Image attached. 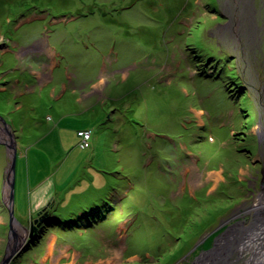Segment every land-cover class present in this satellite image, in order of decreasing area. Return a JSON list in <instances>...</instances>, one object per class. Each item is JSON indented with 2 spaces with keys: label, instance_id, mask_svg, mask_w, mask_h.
<instances>
[{
  "label": "rangeland",
  "instance_id": "rangeland-1",
  "mask_svg": "<svg viewBox=\"0 0 264 264\" xmlns=\"http://www.w3.org/2000/svg\"><path fill=\"white\" fill-rule=\"evenodd\" d=\"M0 136L18 146L9 264H46L53 230L28 235L50 185L65 218L114 199L56 229L71 264H194L264 191V0H0ZM9 162L0 143V259Z\"/></svg>",
  "mask_w": 264,
  "mask_h": 264
},
{
  "label": "bare ground",
  "instance_id": "bare-ground-1",
  "mask_svg": "<svg viewBox=\"0 0 264 264\" xmlns=\"http://www.w3.org/2000/svg\"><path fill=\"white\" fill-rule=\"evenodd\" d=\"M251 209L254 211L251 223L235 224L237 227L215 244L212 254H202L197 264H206L207 260V264H264V191Z\"/></svg>",
  "mask_w": 264,
  "mask_h": 264
},
{
  "label": "water",
  "instance_id": "water-1",
  "mask_svg": "<svg viewBox=\"0 0 264 264\" xmlns=\"http://www.w3.org/2000/svg\"><path fill=\"white\" fill-rule=\"evenodd\" d=\"M0 143L6 145L8 147V153H9V157H10V162L8 164V171H7V182L9 185V195H8V203L6 204V209L8 211V220H9V232H10V236L9 238L13 237L15 239V244L13 246L10 245V243L7 245V247L4 250L3 256L0 259V264H9L10 260L12 259V257L15 255V252L19 249L21 242H19V240L16 237V232L14 231V222L19 223L20 221H17V219L15 218V212H14V186H15V173H16V161H17V149L18 146L16 145L15 140L13 139L12 142H8L6 140H2L1 136H0ZM49 207H51V203H47L45 206H43L41 208V210L38 212L37 217L32 218L31 219V224H30V233H29V240H34L36 238L37 235V230L39 227H41V225L43 223H45L47 221L48 218L51 217L50 213H49ZM21 223V222H20ZM15 236V237H14ZM220 236V235H219ZM219 236H216L214 238V243L212 244L213 246L210 249H207L206 252H213L215 247H216V243L215 240L216 238H218ZM24 238H27V236H25ZM200 259V255L197 256V260L195 261L194 264H197L198 261Z\"/></svg>",
  "mask_w": 264,
  "mask_h": 264
},
{
  "label": "crops",
  "instance_id": "crops-1",
  "mask_svg": "<svg viewBox=\"0 0 264 264\" xmlns=\"http://www.w3.org/2000/svg\"><path fill=\"white\" fill-rule=\"evenodd\" d=\"M91 89V88H90ZM89 94H93V91H89L88 93H87V95H89ZM101 94V93H100ZM99 95V94H98ZM98 98V97H97ZM78 101H81V102H83V98H79L78 99ZM101 102V101H100ZM99 102V100L97 99L96 101H95V103H100ZM102 103V102H101ZM92 139V138H91ZM92 142V141H91ZM92 146V145H91ZM92 154H93V152H92ZM197 168V167H196ZM198 170V169H197ZM41 172L40 171H38V180H37V184L33 187V189H32V191L33 190H39V187L44 183V181H46V179H42V177H41ZM53 192H54V190H53V188H52V185H50V187H48V188H43L42 190H40L39 192H34L35 193V197H34V199H35V203H34V210H36V211H39L40 210V208L47 202V201H49L50 200V202H48V203H51V207L50 208H52V207H55L57 210H56V212H60V210H61V208H60V204H61V202L60 203H57V196H58V194L57 193H55L57 196H56V198H55V195L53 196L52 194H53ZM104 192H106V191H104ZM110 192V191H109ZM108 192V193H109ZM103 195L105 194V193H102ZM103 195H100V196H103ZM106 195V194H105ZM105 196H103V198H104ZM98 198V197H97ZM101 197H99V200H101L100 199ZM56 199V200H55ZM96 204H99V202L98 201H94ZM57 228H55V229H53V232H52V234H54L55 236L51 239V240H53V241H55L57 238H60V236H59V233H58V231L56 230ZM61 239V238H60ZM53 241H51V243L49 242V247H50V251H47V254H48V256H47V259H46V264H71V262L73 261V259H74V257H75V254L78 252V251H76L75 249H73L72 251H73V253L70 251L71 249H72V246L67 242V244H66V241H65V243H63V244H61V243H59L58 244V240L57 241H55L54 243H53V245H52V242ZM57 245H58V247H57ZM49 252V253H48ZM69 254H71V258L68 260V257H69ZM77 255V254H76ZM79 258V257H78ZM78 258L76 259V262L74 263V264H79V260H78ZM39 262V259L37 260V258L35 257V256H31V260H30V263H32V264H40V263H37V262Z\"/></svg>",
  "mask_w": 264,
  "mask_h": 264
},
{
  "label": "trees",
  "instance_id": "trees-1",
  "mask_svg": "<svg viewBox=\"0 0 264 264\" xmlns=\"http://www.w3.org/2000/svg\"><path fill=\"white\" fill-rule=\"evenodd\" d=\"M110 195H111L110 193H107V196H105V199L102 202V204L99 203L97 205H94L93 207L95 209L91 213L86 211L83 214H80L78 217L73 218V219L65 218L63 213L56 212L57 209L55 207H52L53 215L47 219V221L45 222L46 224L43 223L41 225V227L39 229L40 234H39V236H37V238L35 239L34 242L37 243V241L40 240L46 232H48V229L53 230L55 228H60V229L70 230V231L80 229V230L84 231V228H82L84 226L92 229L100 221H93L92 219L87 218V217L89 215H93L95 217H99L102 220L104 218V214H105V210H106L104 208V206L107 207L108 205H111L112 200H114ZM97 209H98V211H97ZM85 218L89 220L87 223H84ZM95 220H97V219H95ZM89 222H91V225H88ZM24 251H25V249H23V251L21 250L19 256H21ZM11 264H14V262Z\"/></svg>",
  "mask_w": 264,
  "mask_h": 264
},
{
  "label": "built area",
  "instance_id": "built-area-1",
  "mask_svg": "<svg viewBox=\"0 0 264 264\" xmlns=\"http://www.w3.org/2000/svg\"><path fill=\"white\" fill-rule=\"evenodd\" d=\"M78 133V138H79V146L82 148H90L92 143H91V138L93 135V132H91V129H79L77 131Z\"/></svg>",
  "mask_w": 264,
  "mask_h": 264
},
{
  "label": "flooded vegetation",
  "instance_id": "flooded-vegetation-1",
  "mask_svg": "<svg viewBox=\"0 0 264 264\" xmlns=\"http://www.w3.org/2000/svg\"><path fill=\"white\" fill-rule=\"evenodd\" d=\"M262 161V162H261ZM260 161V164H259V166L256 168V167H254V169H252L253 171H263L264 170V160L262 159ZM253 163V162H252ZM49 209V213H50V215H51V213H52V208H48Z\"/></svg>",
  "mask_w": 264,
  "mask_h": 264
}]
</instances>
